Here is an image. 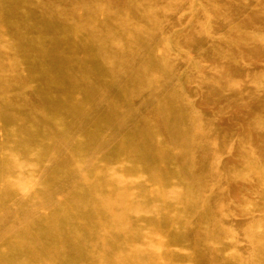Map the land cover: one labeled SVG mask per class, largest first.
<instances>
[{
	"label": "bare ground",
	"instance_id": "bare-ground-1",
	"mask_svg": "<svg viewBox=\"0 0 264 264\" xmlns=\"http://www.w3.org/2000/svg\"><path fill=\"white\" fill-rule=\"evenodd\" d=\"M195 1L0 0V264H264V228L216 195L239 174V195L264 201L246 147L252 134L264 154V76L250 69L219 115L193 98L192 82L216 89L199 50L177 57ZM225 27L264 50L260 32ZM234 109L232 150L213 126L231 129Z\"/></svg>",
	"mask_w": 264,
	"mask_h": 264
},
{
	"label": "rangeland",
	"instance_id": "rangeland-1",
	"mask_svg": "<svg viewBox=\"0 0 264 264\" xmlns=\"http://www.w3.org/2000/svg\"><path fill=\"white\" fill-rule=\"evenodd\" d=\"M166 1L170 5L173 4L172 6L176 9H180L186 2V0ZM213 1L215 2V7L208 4L207 0L195 1V7L187 17V21L182 29V34L186 38L188 45H181L178 49L176 48L178 52L177 57L181 54L179 50L185 52V54L186 52H192V49L199 50L198 52L205 57L200 63L201 66L206 69L207 73L215 75L216 79L213 80V83H215L213 87L216 86L215 90L199 86L198 83L194 82L190 84L193 89L197 88L196 93L193 92V94L195 93L193 98L199 103H205L207 112L212 113V116L221 114L230 100L231 102H235L246 99L250 69H257L264 76V50L254 45L250 47L248 44H244L237 39H232L229 28L225 27V23L231 20L234 26H242L253 33L260 32L261 37L264 39V0ZM173 12L174 9H169L167 12L161 8L157 10V13L161 17H164V19L168 17L171 22L175 19L172 16ZM212 34L216 36L215 44H212L208 39V36ZM226 56H230V59L229 57L226 59ZM245 61L249 64L244 66L243 70L240 64L243 65ZM227 83H230L229 86H227ZM234 84L236 86L232 87ZM253 105L252 103V107L249 110L250 113L254 115L259 114L256 109L257 107ZM238 112L241 113L236 115ZM242 112L244 111L234 109L231 110V116L228 112L224 115L225 119H230L231 117V129L228 131L222 121L221 123L218 122V125L213 126L223 134L226 133L228 135L229 133L228 136H231L232 150L238 146L241 129L246 128V122L241 117ZM246 147L252 152V157H257L264 163V154L258 150L257 142L252 134H250L249 139L246 141ZM241 163L237 158H232L231 160V166L235 169H238ZM237 175V178L231 179L229 186L222 187L219 185L216 188V195L220 196L221 202L224 201V203L229 204L226 209H229L231 216L240 217L242 215L245 218L251 219L249 222L251 230L258 231L264 228V222L256 220V210L247 209L245 211L246 197H248V200L255 199L257 202H261L262 205H264V201H261V198H257L255 194L239 195L238 190L249 180L239 174ZM14 222L16 221L14 220ZM232 226L235 228L236 224H232ZM235 239L241 246L244 245L242 238L238 234H235Z\"/></svg>",
	"mask_w": 264,
	"mask_h": 264
}]
</instances>
